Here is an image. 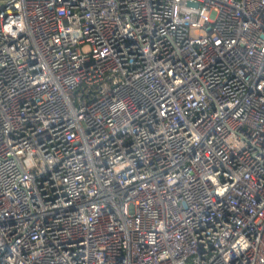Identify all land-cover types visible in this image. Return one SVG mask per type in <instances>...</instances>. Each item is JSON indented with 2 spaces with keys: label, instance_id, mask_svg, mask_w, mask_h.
<instances>
[{
  "label": "built area",
  "instance_id": "obj_1",
  "mask_svg": "<svg viewBox=\"0 0 264 264\" xmlns=\"http://www.w3.org/2000/svg\"><path fill=\"white\" fill-rule=\"evenodd\" d=\"M0 264H264V0H0Z\"/></svg>",
  "mask_w": 264,
  "mask_h": 264
},
{
  "label": "rangeland",
  "instance_id": "obj_2",
  "mask_svg": "<svg viewBox=\"0 0 264 264\" xmlns=\"http://www.w3.org/2000/svg\"><path fill=\"white\" fill-rule=\"evenodd\" d=\"M88 46L87 45H84L83 46V50H87Z\"/></svg>",
  "mask_w": 264,
  "mask_h": 264
}]
</instances>
